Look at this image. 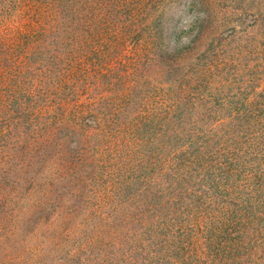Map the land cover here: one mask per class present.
<instances>
[{
  "label": "trees",
  "instance_id": "16d2710c",
  "mask_svg": "<svg viewBox=\"0 0 264 264\" xmlns=\"http://www.w3.org/2000/svg\"><path fill=\"white\" fill-rule=\"evenodd\" d=\"M0 264H264V0H0Z\"/></svg>",
  "mask_w": 264,
  "mask_h": 264
}]
</instances>
